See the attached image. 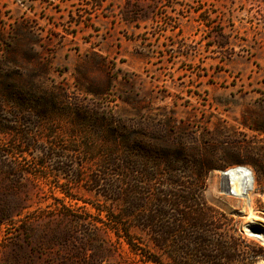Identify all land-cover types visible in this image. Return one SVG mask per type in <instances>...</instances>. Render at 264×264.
I'll return each mask as SVG.
<instances>
[{
    "label": "rangeland",
    "instance_id": "rangeland-1",
    "mask_svg": "<svg viewBox=\"0 0 264 264\" xmlns=\"http://www.w3.org/2000/svg\"><path fill=\"white\" fill-rule=\"evenodd\" d=\"M130 137L204 160V199L231 219L217 232L258 252L233 264L264 262V0H0V196L22 207L0 264H154L118 237L107 190ZM235 165L253 176L248 231L220 177Z\"/></svg>",
    "mask_w": 264,
    "mask_h": 264
},
{
    "label": "trees",
    "instance_id": "trees-1",
    "mask_svg": "<svg viewBox=\"0 0 264 264\" xmlns=\"http://www.w3.org/2000/svg\"><path fill=\"white\" fill-rule=\"evenodd\" d=\"M121 144L124 154L117 159L119 170L112 178L118 186L113 187L111 182L107 190L121 203L120 218L115 221L120 226L118 237L132 251L142 250L144 261L162 264L158 255L147 252L146 244L135 241L132 229L144 233L149 243L174 264H184L187 254L199 264H233L245 258L251 262L257 256L255 246L245 256L239 249V237L228 231L217 232L218 216L231 219L204 199V179L211 169L204 160H196L181 147L169 152L157 143L140 142L134 137ZM139 150L153 162V170L144 169L132 158ZM21 209L0 196V225L11 221Z\"/></svg>",
    "mask_w": 264,
    "mask_h": 264
},
{
    "label": "bare ground",
    "instance_id": "bare-ground-1",
    "mask_svg": "<svg viewBox=\"0 0 264 264\" xmlns=\"http://www.w3.org/2000/svg\"><path fill=\"white\" fill-rule=\"evenodd\" d=\"M220 177L222 180L226 181V185L228 186L231 181L230 185L234 195L242 198L245 206L247 207L248 221L243 224V228L248 231L253 228V226L257 225L256 221L260 218V216L256 215L252 211V196L254 191L252 173L244 165H235L228 168L226 171L221 172ZM261 226L264 228V224H261ZM257 237L264 240V230H262L261 234L257 235ZM257 264H264V262H259Z\"/></svg>",
    "mask_w": 264,
    "mask_h": 264
}]
</instances>
